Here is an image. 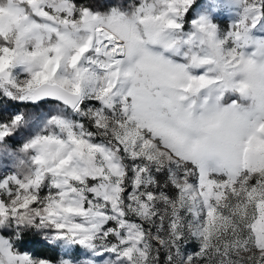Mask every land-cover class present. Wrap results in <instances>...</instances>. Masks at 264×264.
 <instances>
[{
  "label": "snow or ice",
  "instance_id": "1",
  "mask_svg": "<svg viewBox=\"0 0 264 264\" xmlns=\"http://www.w3.org/2000/svg\"><path fill=\"white\" fill-rule=\"evenodd\" d=\"M5 168L0 264H264V0H0Z\"/></svg>",
  "mask_w": 264,
  "mask_h": 264
},
{
  "label": "rangeland",
  "instance_id": "2",
  "mask_svg": "<svg viewBox=\"0 0 264 264\" xmlns=\"http://www.w3.org/2000/svg\"><path fill=\"white\" fill-rule=\"evenodd\" d=\"M202 2H203V0H197V4H200ZM19 107L23 108L22 105H20ZM6 171H8V169H6V168L5 169H0V174H3V172H6ZM27 247L32 248L36 252H41L42 251V248H41V246L39 244H30Z\"/></svg>",
  "mask_w": 264,
  "mask_h": 264
}]
</instances>
